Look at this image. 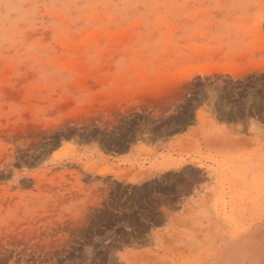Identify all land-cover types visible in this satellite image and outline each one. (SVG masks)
<instances>
[{
	"label": "rangeland",
	"instance_id": "1",
	"mask_svg": "<svg viewBox=\"0 0 264 264\" xmlns=\"http://www.w3.org/2000/svg\"><path fill=\"white\" fill-rule=\"evenodd\" d=\"M0 264H264V0H0Z\"/></svg>",
	"mask_w": 264,
	"mask_h": 264
}]
</instances>
